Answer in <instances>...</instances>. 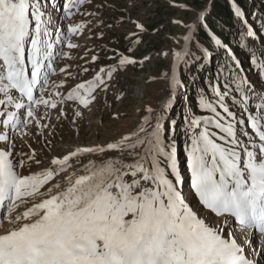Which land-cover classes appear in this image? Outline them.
Segmentation results:
<instances>
[{
	"label": "snow or ice",
	"instance_id": "6c2138e0",
	"mask_svg": "<svg viewBox=\"0 0 264 264\" xmlns=\"http://www.w3.org/2000/svg\"><path fill=\"white\" fill-rule=\"evenodd\" d=\"M137 3L125 0V17L106 15L119 0H61L59 6L55 0H0V264H264V89L257 93L240 76L223 29L209 23L208 4L163 0L183 15L167 19L182 30L175 38L179 50L158 53L169 59L158 76L169 91L159 112L153 115L148 106L128 134L104 145L76 146L53 156L47 168L31 171L41 161L26 138L45 136L50 123L44 121L53 112L66 119L71 107L74 125L97 93L108 91L114 74L145 63L130 55L149 34L131 15ZM58 8L73 21L66 31L55 26ZM229 12L244 25L242 39L252 38L239 0H230ZM77 15L80 22L73 19ZM126 23L134 30L123 35L124 52L100 49L113 65L84 67L75 75L67 65L57 71L58 59H72L70 52H57V45L77 49L73 37L87 31L88 39L103 40L105 30L115 34ZM214 53L225 60L214 81L199 89L196 107L203 114L188 106L182 117L190 179L185 193L177 125L166 114L184 88L181 68L212 60ZM255 55L251 63L264 79V62L258 64ZM100 59L93 52L90 63ZM90 71L89 79H79ZM58 75L62 79L53 81ZM17 141L28 151L21 152ZM45 141L51 145L46 136ZM85 156L98 157L99 164L76 167ZM70 169L65 186L53 183Z\"/></svg>",
	"mask_w": 264,
	"mask_h": 264
},
{
	"label": "rangeland",
	"instance_id": "374dc122",
	"mask_svg": "<svg viewBox=\"0 0 264 264\" xmlns=\"http://www.w3.org/2000/svg\"><path fill=\"white\" fill-rule=\"evenodd\" d=\"M61 4V0L58 1ZM99 2V0H97ZM125 0H119V7L113 8L111 14L119 16L120 13H124L127 17L128 10L124 7ZM168 8L163 0H138L137 7L131 11L133 18H138L140 22L144 23L148 29V33L143 36V43L138 45V50L134 51L130 55L136 58L142 57L141 60L145 61L143 66L139 63L135 68L129 67L127 71H120L114 74L113 79L109 82V88L107 92H98L97 100L91 106V109L85 111L83 116L76 118V123L73 125L70 121L74 118L71 107L68 108L67 118L61 117L57 119L56 113L51 114L50 121H44V123H50V127L44 129L45 136L47 140L51 141V145H47L45 141V136H33L26 138L27 143H30L32 148L36 149L37 158L41 161L39 165L35 163L31 166V171L36 172L41 169H45L49 166L50 160L53 156H58L66 154L68 151L73 150L76 146H94V145H104L108 142H112L118 139L121 135L128 134L132 130L136 129L139 122L147 115L145 108L151 106L156 112H159L166 98L169 97V91L166 89L165 84L162 79H159V74L167 69L169 65V59L162 58L158 53L161 50H168L171 48L173 51L179 50V45L175 43V38L179 36L181 29L171 27L167 25L168 17H180L183 14L179 11ZM189 14V18H190ZM56 15L55 26L61 27L66 31L68 24L72 23V20L66 21L65 18L57 19ZM264 20V15H262ZM75 22H80L83 17L77 15L73 18ZM59 24V25H58ZM153 28H152V27ZM130 30H134L131 24H125L122 29H119L115 34H112L105 30L106 35L103 40L96 39L93 35L92 39H88L89 33L87 31L80 37H73L72 42L78 43L80 45L77 49L69 50L61 45H57L59 52H70L72 59H58L57 60V71L60 67L70 66L69 70L73 75L82 71L84 67L90 69H96L100 66H111L114 61L109 60L104 52L100 49L107 48L111 49L113 47L118 48L121 52H124L125 48L128 46L127 42L124 40L123 35ZM159 30V31H158ZM95 31H99L96 29ZM155 32L156 35H151ZM111 36V40L108 37ZM252 43L264 53V38L254 32L252 37ZM153 45L154 48H146L147 45ZM145 52H140L145 49ZM92 51H89V50ZM93 52H98L101 59L96 65L90 63V58ZM109 55L111 53L109 52ZM84 57V59H81ZM236 62L239 67L238 70L241 75L246 77L256 89L257 93L261 89H264V79L258 76V69L248 60V64L245 61L235 57ZM86 61H88L86 63ZM257 63H261L259 56L256 58ZM204 66L206 69H212L211 64L205 61ZM186 68V67H185ZM92 71L79 77L80 80L89 79L92 76ZM62 76H53V81H59ZM197 82H199L202 87H207V82L204 81L202 76L198 74L196 76ZM78 81H70V84H74ZM182 92V89L178 92ZM119 97V99H117ZM208 98H212L209 96ZM180 100V98L178 99ZM178 100L176 103H178ZM182 112L180 115L181 120L177 122L176 125H182L178 135L175 137L176 149H177V163L184 175L185 183L183 189L185 193L188 192V181L190 179L186 170V156L184 153V148L186 145V137L183 133L184 124L182 117L187 110V106L183 105L181 107ZM43 111V110H42ZM196 114L201 115L197 111ZM116 116L117 119L112 117ZM50 133V134H49ZM18 148L21 152L28 151L27 144L20 145L17 141ZM89 161H93L99 164V158L94 156H85L80 159V163L76 167L81 168L88 164ZM29 171L28 166L22 170L24 174ZM73 169H70L68 173H64L57 177L53 183L57 181L60 182L61 187L65 186L66 181L64 177L69 175ZM79 174V173H78ZM50 186V185H49ZM48 187V186H46ZM42 191H45L42 189ZM43 197H38L37 199H42ZM241 243L244 241L241 240ZM251 246H249V251H251ZM256 259H260L259 256Z\"/></svg>",
	"mask_w": 264,
	"mask_h": 264
},
{
	"label": "trees",
	"instance_id": "16d2710c",
	"mask_svg": "<svg viewBox=\"0 0 264 264\" xmlns=\"http://www.w3.org/2000/svg\"><path fill=\"white\" fill-rule=\"evenodd\" d=\"M208 1L209 0H194V4L196 7H202ZM229 3L230 0H214V4L212 1L210 11H212L213 15L210 18L209 23L213 24L216 30L223 29L224 37H226L234 52L239 56L251 57L252 53H255L256 55L261 54V50L254 47V45L248 41L246 36L242 39L244 25L230 18ZM239 4L246 13L247 19H249L257 27L260 34L264 36V21L261 17V13L264 14V0H239ZM175 10L176 9L172 10L173 13ZM148 47L154 48V46L150 44L146 46V48ZM146 48L140 52H145ZM224 60L223 53H214V58L211 60L214 69L213 78L218 76V68L224 63ZM203 63L186 67L181 70V79L186 88L188 103L192 108H195L199 96V89L202 88L200 83L196 80V75L199 73L202 76L203 74L204 81H210L212 78L210 70H206L203 67ZM179 115L180 107L177 103H175L174 107L170 108L166 114L167 118L170 116L168 120L169 122L173 120L178 121ZM180 128L181 126L177 125L175 137L178 135Z\"/></svg>",
	"mask_w": 264,
	"mask_h": 264
}]
</instances>
